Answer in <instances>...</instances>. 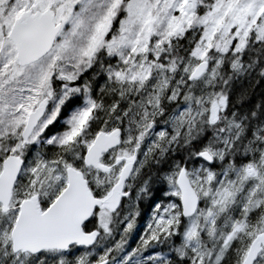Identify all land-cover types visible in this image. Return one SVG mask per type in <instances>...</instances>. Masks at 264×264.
<instances>
[{"label": "snow or ice", "instance_id": "1", "mask_svg": "<svg viewBox=\"0 0 264 264\" xmlns=\"http://www.w3.org/2000/svg\"><path fill=\"white\" fill-rule=\"evenodd\" d=\"M0 264H264V0H0Z\"/></svg>", "mask_w": 264, "mask_h": 264}, {"label": "rangeland", "instance_id": "2", "mask_svg": "<svg viewBox=\"0 0 264 264\" xmlns=\"http://www.w3.org/2000/svg\"><path fill=\"white\" fill-rule=\"evenodd\" d=\"M147 205V204H146ZM146 211L144 213H142L140 219L138 220V232L134 233L133 236L130 239V246L134 247L135 243L137 242L138 239V235H139V231H142L143 229V225L147 220V216H148V207L145 206Z\"/></svg>", "mask_w": 264, "mask_h": 264}, {"label": "trees", "instance_id": "3", "mask_svg": "<svg viewBox=\"0 0 264 264\" xmlns=\"http://www.w3.org/2000/svg\"><path fill=\"white\" fill-rule=\"evenodd\" d=\"M145 206H147L146 204L144 205L143 209H142V213H144L146 211ZM148 207V206H147Z\"/></svg>", "mask_w": 264, "mask_h": 264}]
</instances>
